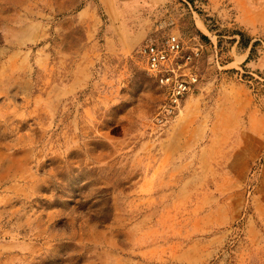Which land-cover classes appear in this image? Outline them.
<instances>
[{"label": "rangeland", "instance_id": "1", "mask_svg": "<svg viewBox=\"0 0 264 264\" xmlns=\"http://www.w3.org/2000/svg\"><path fill=\"white\" fill-rule=\"evenodd\" d=\"M169 32L200 83L155 130ZM0 264H264V0H0Z\"/></svg>", "mask_w": 264, "mask_h": 264}, {"label": "built area", "instance_id": "2", "mask_svg": "<svg viewBox=\"0 0 264 264\" xmlns=\"http://www.w3.org/2000/svg\"><path fill=\"white\" fill-rule=\"evenodd\" d=\"M202 51L203 45L196 35L184 38L173 32L158 38L148 37L138 44L136 54L144 71L155 80L162 95L150 120L155 130L165 127L184 98L198 90Z\"/></svg>", "mask_w": 264, "mask_h": 264}]
</instances>
